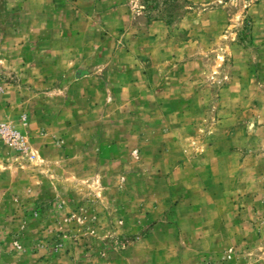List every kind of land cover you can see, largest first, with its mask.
<instances>
[{"label":"rangeland","instance_id":"374dc122","mask_svg":"<svg viewBox=\"0 0 264 264\" xmlns=\"http://www.w3.org/2000/svg\"><path fill=\"white\" fill-rule=\"evenodd\" d=\"M0 264H264V0H0Z\"/></svg>","mask_w":264,"mask_h":264}]
</instances>
